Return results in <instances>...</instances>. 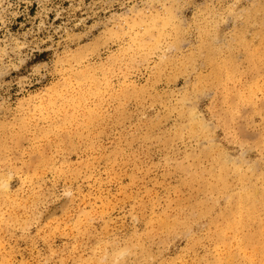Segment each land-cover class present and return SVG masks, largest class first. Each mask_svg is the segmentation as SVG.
Returning <instances> with one entry per match:
<instances>
[{
    "label": "rangeland",
    "instance_id": "1",
    "mask_svg": "<svg viewBox=\"0 0 264 264\" xmlns=\"http://www.w3.org/2000/svg\"><path fill=\"white\" fill-rule=\"evenodd\" d=\"M0 264H264V0H0Z\"/></svg>",
    "mask_w": 264,
    "mask_h": 264
}]
</instances>
